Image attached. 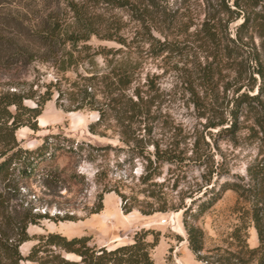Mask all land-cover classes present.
<instances>
[{"label": "trees", "instance_id": "16d2710c", "mask_svg": "<svg viewBox=\"0 0 264 264\" xmlns=\"http://www.w3.org/2000/svg\"><path fill=\"white\" fill-rule=\"evenodd\" d=\"M3 1L6 0H0V3ZM43 1L50 5V10L35 19L26 20L25 15L12 13L4 16V20L13 22L18 31L0 27V74L9 75L0 89V264H21L23 260L38 264H154L152 251L159 243L160 233L152 229L143 228L130 242L115 247L92 245V237L88 235L67 237L48 231L31 236L29 226L42 220L80 219L74 212L50 215L47 211L35 210L31 202L22 198L21 190L25 181L40 172L47 187L73 180L75 176L66 174L54 164L59 155H69L75 150L70 138L62 134L47 135L41 144L26 147L17 132L24 127L38 131V117L47 101L57 94V99L67 97L77 110L98 112L100 122L109 119L114 112L116 116L113 117L118 119L117 124L122 129L120 133L125 137L123 141L128 143L131 123L138 116L150 114L149 100L140 91L135 94L136 100L126 93L142 65L143 47L150 44L154 54L179 48L182 36L188 34L195 23L190 5L186 4L190 0H183L186 7L171 5L168 0ZM262 1L204 0V17L194 33L196 41L208 46L216 63L214 67L210 62L202 68L203 87L214 90L217 84L214 78L225 69L237 73L230 84L235 89L228 99L229 111L221 113L217 120L210 119L207 126L221 127L222 132L235 135L241 129V117H244L243 121H251L244 127L249 129V137L258 145V153L247 168L248 179L226 182L221 186V192L213 193L199 204L197 212L191 214L195 221L220 199L223 192L232 189L237 193L235 208L239 221L232 237L239 242L240 248L235 252L238 254L236 262L224 264H264V13L257 9ZM61 4L63 10H60ZM119 11L126 12L135 23L134 40H128L123 33L128 23ZM237 20L241 22L233 28L231 24ZM93 37L114 42L117 46H93L90 42ZM255 37L260 38L261 49L255 43ZM38 58L53 66L55 78L38 83L34 88L36 82L19 81L20 70ZM83 64L90 66L84 69L85 73L79 71ZM71 72L75 75L71 76ZM194 95L198 107L211 106L209 92L201 96L195 91ZM120 110L128 114L118 118ZM225 124L228 125L222 127ZM90 131L97 133L96 125L90 124ZM151 131L149 128L148 133ZM106 147L99 145L97 148ZM145 157L149 166L143 177L144 183L160 174L161 163L184 160L181 153L161 149L158 144L153 152L147 151ZM154 162L158 166L153 165ZM115 190L125 198L118 189ZM106 191L100 193L98 206L91 212L102 209L103 192ZM150 195L159 205L152 211L174 209L164 194L152 190ZM132 199L136 200L132 203L137 204L138 198L133 196ZM189 210L191 205L184 210L187 241L191 251L200 257L205 250V232L195 222L187 220ZM251 226L259 239V245L254 248L246 242ZM150 235H153L152 241L148 239ZM30 240L35 243L24 256L20 246ZM63 253L76 255L79 259L66 258Z\"/></svg>", "mask_w": 264, "mask_h": 264}, {"label": "rangeland", "instance_id": "374dc122", "mask_svg": "<svg viewBox=\"0 0 264 264\" xmlns=\"http://www.w3.org/2000/svg\"><path fill=\"white\" fill-rule=\"evenodd\" d=\"M168 1L171 5L186 7L189 4L195 23L189 33L182 36L183 42L175 50L154 54L150 44L144 45L142 65L126 93L136 100L135 94L140 91L149 100L150 114L138 116L131 123V139H125L128 143L123 141L125 137L120 133L122 129L117 124L118 119L114 118V112L109 119L100 122L98 112L77 110L67 97L57 99V94L47 101L38 117V131L27 127L18 130V138L26 147L41 144L47 135L62 134L70 138L75 150L69 155H59L54 164L60 170H65L66 174L75 176L73 180L47 187L40 172L25 181L21 190L22 198L31 202L35 210L47 211L50 215L74 212L80 219L58 222L42 220L29 226L31 236L48 231L67 237L88 235L92 237V245L115 247L130 242L136 232L145 228L160 233L159 243L152 251L154 264L236 262L238 254L235 252L240 245L232 237V231L239 221L235 208L237 193L232 189L226 190L195 221H192L191 214L197 212L199 204L213 193L221 192V186L226 182L248 179L247 168L258 153V145L249 137V129L244 126L250 125L251 121H243L244 117H241L242 126L235 135L222 132L221 127L207 126L210 119L217 120L221 113L229 111L228 99L235 89L230 84L237 73L225 69L219 77L216 75L214 83L217 84L212 91L201 85L202 68L210 62L213 67L216 65L208 46H202L194 36L204 17V0H190L186 4L183 0ZM49 7L42 0L3 1L0 3V27L18 31L13 22L4 20V16L12 13L25 15L26 20L35 19L49 12ZM60 8L63 10L64 5L61 4ZM257 9L264 13V0ZM118 14L128 23L123 33L128 40H134L135 23L130 21L126 12L119 11ZM240 22L237 20L231 26L234 28ZM254 40L261 49L260 38L255 37ZM90 42L93 46H117L114 42L101 41L96 37ZM85 68L90 66L83 64L79 71L85 73ZM69 74L75 75L72 72ZM6 76L9 75L0 74V89L5 86ZM53 78V66L38 58L26 69L20 70L19 81L27 79L36 82V88L38 83ZM227 87L229 90L226 91ZM195 91L201 96L209 92L212 96L211 106L198 107L194 102ZM28 104L33 105V102ZM127 114V111L120 110L118 118ZM90 124L96 125L97 133L90 131ZM149 128H152L151 133H148ZM101 132L106 134L102 135ZM156 144L161 149L181 153L184 160L161 163L158 168L160 174L144 183L143 177L147 175L149 166L145 154L147 151L153 152ZM99 145L107 147L99 149ZM157 164L153 163L155 166ZM104 190L107 191L103 192L102 209L91 212L97 208L99 195ZM152 190L164 194L169 206H174V209L152 211L159 206L157 199L150 195ZM133 196L138 198L137 204L132 203ZM189 205L191 210L187 213V220L195 222L205 232V250L200 257L189 248L184 228V210ZM148 239L152 241L153 235ZM246 242L251 248L259 245L253 226L248 229ZM34 243L35 240L23 243L21 253L26 256ZM63 255L69 259H79L73 254ZM21 264L38 263L23 260Z\"/></svg>", "mask_w": 264, "mask_h": 264}]
</instances>
